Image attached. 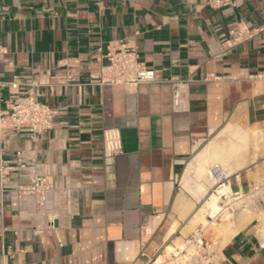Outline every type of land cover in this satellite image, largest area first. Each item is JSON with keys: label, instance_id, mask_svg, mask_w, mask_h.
I'll return each mask as SVG.
<instances>
[{"label": "crops", "instance_id": "crops-1", "mask_svg": "<svg viewBox=\"0 0 264 264\" xmlns=\"http://www.w3.org/2000/svg\"><path fill=\"white\" fill-rule=\"evenodd\" d=\"M121 43L155 81L100 82L102 54ZM171 78L185 83L181 110ZM30 89L51 127L7 130L3 156L36 160L52 199L47 212L19 202L28 171L7 173L0 264H180L173 248L207 218V169H230L233 211L264 166V0H0V112ZM109 132L121 143L110 156ZM239 211L219 264H264V222Z\"/></svg>", "mask_w": 264, "mask_h": 264}, {"label": "built area", "instance_id": "built-area-1", "mask_svg": "<svg viewBox=\"0 0 264 264\" xmlns=\"http://www.w3.org/2000/svg\"><path fill=\"white\" fill-rule=\"evenodd\" d=\"M216 6L229 3L230 0H211ZM105 63L100 69V82L135 86L143 82L156 80L155 72L146 68L138 60L133 46L121 43L117 47L107 48L102 54ZM172 86V104L177 110L183 108V98L186 95L185 83L177 78L169 80ZM17 87L16 81L10 82ZM37 92L27 90L16 92L6 101L5 108L0 112V185L6 181V175L14 169L28 171L30 181L28 185L16 187L17 199L24 202L33 198L38 211H49V203L53 192V185L40 172V165L36 160L26 158L21 150L15 152L14 161L4 158V144L6 131L11 130L19 134L36 136L51 127L55 111L37 99ZM121 151V143L115 132H109L104 138V152L113 155ZM207 175L212 180L211 193L219 196L221 206L226 205V199L237 196V192H223L222 187L229 185L230 175L219 163L212 164L207 169ZM218 217V216H217ZM216 217V218H217ZM215 218V219H216ZM210 224L199 225L183 242L173 248L171 260H180L183 264H219V240L210 232ZM264 244V243H263Z\"/></svg>", "mask_w": 264, "mask_h": 264}, {"label": "bare ground", "instance_id": "bare-ground-1", "mask_svg": "<svg viewBox=\"0 0 264 264\" xmlns=\"http://www.w3.org/2000/svg\"><path fill=\"white\" fill-rule=\"evenodd\" d=\"M220 164V163H219ZM220 165H222V167L224 168L225 172L227 174L230 173V169L224 165L223 163H221ZM255 172V171H254ZM255 174V173H254ZM223 192L227 193L230 191V187L229 185L225 184L222 187ZM262 195V198L264 200V166L262 170H258L256 172V174L253 176V183L251 184V190L248 193H242L240 194V198L241 200L239 201V203H245L246 206H243L242 208H240L239 213H243L246 214L248 212L253 211L254 214L264 222V216L263 213L260 208H258L257 206L255 207L254 210L249 209L251 206L250 203L252 202V200L254 199V196H259ZM219 196L216 193H210L204 203V206L201 210V212L203 213V215H206L207 218H205V216L202 217L201 219V223L202 225L205 224H210L211 226H213L214 223V219L216 216H218L220 213L227 211L221 218V227L223 226V229L225 232H229L230 234H232L235 231V228H231L230 230V226L232 227V222L230 221L231 216H234L230 211H228V208L226 206H221L219 203ZM238 203V201H237ZM229 204L226 203V205ZM238 216V215H237ZM244 216V215H243ZM220 217V215H219ZM245 217V216H244ZM240 219V217H238ZM226 219V222H224V220ZM251 219V218H250ZM238 220V219H237ZM242 225V224H241ZM210 226V228H211ZM240 227V226H239ZM237 229V227H236ZM227 234V233H226ZM229 236V235H228ZM177 262H179L180 264H182V262L180 260H175Z\"/></svg>", "mask_w": 264, "mask_h": 264}, {"label": "rangeland", "instance_id": "rangeland-1", "mask_svg": "<svg viewBox=\"0 0 264 264\" xmlns=\"http://www.w3.org/2000/svg\"><path fill=\"white\" fill-rule=\"evenodd\" d=\"M254 199L252 200V202L250 203V204H253L252 206H257L258 208H261V209H263L264 208V200H263V198H262V195L260 194L259 196H254L253 197ZM230 199H231V197H229V198H227L226 199V201H228L229 200V204H228V206H230L231 204H232V201H230ZM241 200V198H239L238 199V203H237V205L236 206H238V207H236L235 205H233L234 206V208H233V211L232 210H230V209H228V211H230L231 213H234V215H237V213H238V211H239V206L241 205V204H244V206H246V204L245 203H239V201ZM221 205V204H220ZM228 206H226V207H228ZM249 206V205H248ZM241 208L243 207V206H240ZM227 211H225V212H222V213H220L219 215H220V217H219V215H218V217L216 218V219H214V223L215 224H213V226H211V228H210V226H209V230H210V232L219 240V242H220V244L222 243V241H221V239H220V237L222 236V233L220 232V229H222L223 228V226L221 227V218H222V216L226 213ZM224 222H226V219L224 220Z\"/></svg>", "mask_w": 264, "mask_h": 264}]
</instances>
